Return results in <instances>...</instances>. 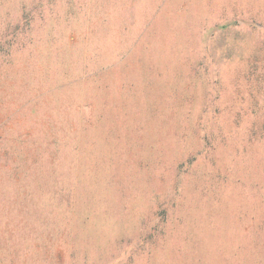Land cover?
Segmentation results:
<instances>
[{
    "label": "rangeland",
    "instance_id": "obj_1",
    "mask_svg": "<svg viewBox=\"0 0 264 264\" xmlns=\"http://www.w3.org/2000/svg\"><path fill=\"white\" fill-rule=\"evenodd\" d=\"M0 159H85L94 264H264V0H0Z\"/></svg>",
    "mask_w": 264,
    "mask_h": 264
},
{
    "label": "trees",
    "instance_id": "obj_2",
    "mask_svg": "<svg viewBox=\"0 0 264 264\" xmlns=\"http://www.w3.org/2000/svg\"><path fill=\"white\" fill-rule=\"evenodd\" d=\"M84 160L0 159V191L3 173L13 190L0 203V264L92 263L88 242L99 204L94 203L97 195L84 189ZM255 234L258 242L259 232ZM260 237L264 239V226ZM67 254L71 261L66 262Z\"/></svg>",
    "mask_w": 264,
    "mask_h": 264
}]
</instances>
